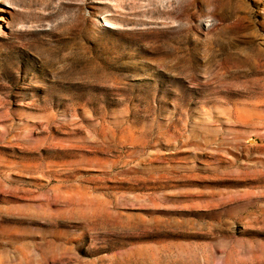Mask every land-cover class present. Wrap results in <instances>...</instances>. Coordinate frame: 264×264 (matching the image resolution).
Segmentation results:
<instances>
[{
  "label": "rangeland",
  "instance_id": "374dc122",
  "mask_svg": "<svg viewBox=\"0 0 264 264\" xmlns=\"http://www.w3.org/2000/svg\"><path fill=\"white\" fill-rule=\"evenodd\" d=\"M0 264H264V0H0Z\"/></svg>",
  "mask_w": 264,
  "mask_h": 264
}]
</instances>
